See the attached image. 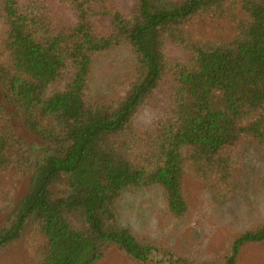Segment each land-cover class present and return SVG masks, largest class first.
Masks as SVG:
<instances>
[{"label":"trees","instance_id":"trees-1","mask_svg":"<svg viewBox=\"0 0 264 264\" xmlns=\"http://www.w3.org/2000/svg\"><path fill=\"white\" fill-rule=\"evenodd\" d=\"M206 16L229 18L230 33L196 38L189 26ZM0 20V174L28 185L1 198L0 253L32 235L35 264H97L111 246L140 264H237L264 241L262 224L196 262L119 221L126 191L156 187L166 216L186 215L190 173L229 199L236 147L264 155V0H0ZM119 47L133 69L117 97H100L93 64ZM165 81L166 112L140 127Z\"/></svg>","mask_w":264,"mask_h":264},{"label":"rangeland","instance_id":"rangeland-1","mask_svg":"<svg viewBox=\"0 0 264 264\" xmlns=\"http://www.w3.org/2000/svg\"><path fill=\"white\" fill-rule=\"evenodd\" d=\"M130 8L132 0H118ZM230 19L213 16L200 17L189 26L196 38H221L231 31ZM3 24L0 20V35ZM168 51L178 55L171 46ZM134 56L127 47H119L99 55L92 67L91 87L94 94L112 99L118 96L121 83L132 71ZM64 82L58 83L59 88ZM169 84L165 81L157 91L154 106H146L137 116L136 124L148 125L167 110ZM22 132V128H19ZM32 139L30 133L25 135ZM237 172L233 179L234 192L221 200L191 173L184 180L188 212L181 218L166 216L165 194L161 187L150 190L126 191L119 203V221L138 236L169 249L176 256L196 262L223 259L229 253L232 240L239 234L264 224V155L254 151L248 143L235 149ZM26 177L12 173L0 174L1 198H20L27 190ZM6 210L0 207V224ZM33 236L27 235L0 253V264H35ZM157 255L154 259H160ZM166 259V258H164ZM97 264H140L127 258L117 247L111 246ZM151 264H156L155 261ZM237 264H264V241L246 244L241 248Z\"/></svg>","mask_w":264,"mask_h":264}]
</instances>
